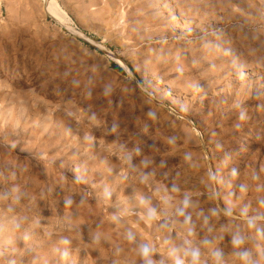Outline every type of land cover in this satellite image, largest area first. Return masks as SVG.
<instances>
[{
  "label": "rangeland",
  "instance_id": "374dc122",
  "mask_svg": "<svg viewBox=\"0 0 264 264\" xmlns=\"http://www.w3.org/2000/svg\"><path fill=\"white\" fill-rule=\"evenodd\" d=\"M59 2L0 0V264H264V0Z\"/></svg>",
  "mask_w": 264,
  "mask_h": 264
},
{
  "label": "bare ground",
  "instance_id": "6f19581e",
  "mask_svg": "<svg viewBox=\"0 0 264 264\" xmlns=\"http://www.w3.org/2000/svg\"><path fill=\"white\" fill-rule=\"evenodd\" d=\"M41 1H42V7H43L44 13L53 16L55 18V20L58 21V23H61L62 25L66 26L68 29L75 31V28L72 25V20L69 16L68 12L62 7L59 0H41ZM85 7L87 8V6H85Z\"/></svg>",
  "mask_w": 264,
  "mask_h": 264
},
{
  "label": "water",
  "instance_id": "95a60500",
  "mask_svg": "<svg viewBox=\"0 0 264 264\" xmlns=\"http://www.w3.org/2000/svg\"><path fill=\"white\" fill-rule=\"evenodd\" d=\"M111 56H113V54H111L110 52H108ZM133 77L137 80V77L135 75H133Z\"/></svg>",
  "mask_w": 264,
  "mask_h": 264
},
{
  "label": "trees",
  "instance_id": "16d2710c",
  "mask_svg": "<svg viewBox=\"0 0 264 264\" xmlns=\"http://www.w3.org/2000/svg\"><path fill=\"white\" fill-rule=\"evenodd\" d=\"M120 71H123L121 68H118Z\"/></svg>",
  "mask_w": 264,
  "mask_h": 264
}]
</instances>
